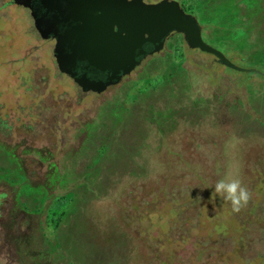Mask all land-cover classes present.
<instances>
[{"label":"rangeland","instance_id":"obj_1","mask_svg":"<svg viewBox=\"0 0 264 264\" xmlns=\"http://www.w3.org/2000/svg\"><path fill=\"white\" fill-rule=\"evenodd\" d=\"M8 1L0 103H24L28 129L21 152L0 143V177L32 199L26 213L57 220L59 236L41 254L58 264H264V0H208L203 22L191 1L175 0L206 44L258 74L220 65L172 32L99 94L59 73L53 41ZM2 131L6 142L15 135ZM231 171L251 193L239 213L214 192ZM38 228L49 231L44 220Z\"/></svg>","mask_w":264,"mask_h":264},{"label":"water","instance_id":"obj_2","mask_svg":"<svg viewBox=\"0 0 264 264\" xmlns=\"http://www.w3.org/2000/svg\"><path fill=\"white\" fill-rule=\"evenodd\" d=\"M20 4L18 0H14ZM47 9L53 8L64 19L76 22L66 39L74 41L72 50L77 59L97 71H110L104 80L73 82L81 93H99L116 84L139 64L146 54L162 49L165 38L172 32L179 33L186 46L211 54L214 60L227 68L248 73L257 70L233 65L221 52L206 44L200 37V27L195 18L184 12L175 0H47ZM33 16V14H31ZM33 27L41 33L36 19ZM42 38L45 35L41 34ZM54 57L59 72L67 73L60 57L61 38H56ZM143 44L151 48L143 49Z\"/></svg>","mask_w":264,"mask_h":264},{"label":"flooded vegetation","instance_id":"obj_3","mask_svg":"<svg viewBox=\"0 0 264 264\" xmlns=\"http://www.w3.org/2000/svg\"><path fill=\"white\" fill-rule=\"evenodd\" d=\"M46 1L47 0H18L20 4L17 5L26 10L28 16L32 21V25L34 19H36L39 28H41V33L34 27L33 28L38 33L39 37L42 38V34L45 35V38L42 39L53 41L51 48L52 54H54L53 49L56 43L55 39H62V43L60 45V57L61 59L63 58L62 60L65 62L63 68L68 72L59 73L67 76L71 81H73V77L78 79L79 81H97L104 80L107 76H110V71L100 72L89 67L83 68L85 63L81 59H77V57L75 56L77 55V51L72 50L74 47V41L71 39H66L67 34L72 29V27L75 26L76 22L71 21L68 18L64 19L63 15H59L54 7L47 9L45 6L47 5L45 4ZM142 1L145 3H153L158 0ZM179 1L178 4L180 5ZM8 2L11 4H16L14 3V0H9ZM31 14H33V16ZM142 47L145 50L151 48V46L148 44H143ZM28 54L29 52H26L25 56ZM148 55L152 54H146L145 57ZM53 59L55 62L54 55ZM262 75L264 77V74ZM123 77L124 76H122L120 79H122ZM88 92L91 91H86L84 93L87 94ZM91 93L99 94L100 92ZM13 102H15V105H10L11 109H9L8 104L4 105L0 103V110L4 107L6 111L4 114L6 117H3L0 111V143H4L5 146H8L9 142L14 144L17 143L18 145L16 144L15 147L18 148V152H21V149H23L24 147L23 145L27 143V110L24 103L18 104L16 103V99H14L12 103ZM13 106H15L16 109ZM12 109H15L16 112L13 113ZM8 117H11L13 119L12 122L14 124L13 126L15 127V131L13 134L15 135H13L14 137L12 136V140L11 137L6 142L5 139H7L8 137H6V134L2 131V129L7 128L8 130L11 129L12 131V128H14L9 124L6 125L5 119ZM17 131H19L18 136L16 135V133H18ZM11 155L14 157L13 153H11ZM12 162H15V159L14 161L12 160ZM20 162L21 169H24V160L23 162ZM25 174L27 177L29 176L27 173ZM29 178L32 179V177L30 176L27 179ZM19 186L20 184L19 182H17L15 177L7 179H3L0 177V264H58V260L50 259L48 255L41 254L42 246L44 247V241L49 243V240H53L56 235L59 236L58 230H56L58 222L57 220H51V230V227L46 221L45 215L42 216V214L34 215L26 213L23 210L22 206L24 203H31L32 199L29 196L24 195L23 191H20ZM47 197H45L44 200ZM41 220H44V228H46L47 226L49 227V231L47 233H44V231H42L41 233L38 232V225ZM30 237H35L34 240L37 250L36 255L32 254V248L31 246L29 247ZM36 256L37 258L35 259Z\"/></svg>","mask_w":264,"mask_h":264},{"label":"clouds","instance_id":"obj_4","mask_svg":"<svg viewBox=\"0 0 264 264\" xmlns=\"http://www.w3.org/2000/svg\"><path fill=\"white\" fill-rule=\"evenodd\" d=\"M214 192L230 203L234 213H239L251 199V193L243 186L238 171H231L224 178L218 180L214 185Z\"/></svg>","mask_w":264,"mask_h":264},{"label":"trees","instance_id":"obj_5","mask_svg":"<svg viewBox=\"0 0 264 264\" xmlns=\"http://www.w3.org/2000/svg\"><path fill=\"white\" fill-rule=\"evenodd\" d=\"M182 1V0H181ZM186 1V0H185ZM189 1H191L192 3H193V5L192 6H194L193 7V9H192V11H191V13L192 14H196V15H198L197 17L199 18V20H201L202 22L204 21V19H205V15H206V13H205V10L207 9V4H208V0H206L203 4H201L200 6H198V1L197 0H188V4H190L191 2H189ZM183 2L182 3H180V6L183 8ZM188 6H190V5H188ZM185 8H183V11H185L184 10ZM194 11H195V13H194ZM205 24H207V22H205ZM207 33V32H206Z\"/></svg>","mask_w":264,"mask_h":264}]
</instances>
